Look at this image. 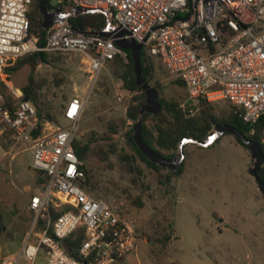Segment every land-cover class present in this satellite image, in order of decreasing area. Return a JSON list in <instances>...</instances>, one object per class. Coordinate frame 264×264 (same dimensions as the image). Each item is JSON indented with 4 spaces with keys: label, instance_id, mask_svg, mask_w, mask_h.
I'll list each match as a JSON object with an SVG mask.
<instances>
[{
    "label": "built area",
    "instance_id": "obj_1",
    "mask_svg": "<svg viewBox=\"0 0 264 264\" xmlns=\"http://www.w3.org/2000/svg\"><path fill=\"white\" fill-rule=\"evenodd\" d=\"M31 3L0 0V82L7 83L6 69L17 59L42 50L80 55L94 83L106 62L126 60L111 38L79 33L69 22L99 13L106 19L101 31L123 33L121 38L163 64L170 81L182 83L187 98L179 106L186 117L202 103L225 101L252 129L264 118V0H59L61 19L47 30L43 49L30 33ZM13 95L10 111L0 93L1 121L21 151L31 153V167L43 183L28 205L31 230L7 264H121L136 249L131 221L81 187L84 164L73 143L86 102L71 99L63 112L67 127L45 133L37 132L35 106L21 93ZM63 209L53 221L52 211ZM79 227L85 237L74 258L62 241Z\"/></svg>",
    "mask_w": 264,
    "mask_h": 264
},
{
    "label": "rangeland",
    "instance_id": "obj_2",
    "mask_svg": "<svg viewBox=\"0 0 264 264\" xmlns=\"http://www.w3.org/2000/svg\"><path fill=\"white\" fill-rule=\"evenodd\" d=\"M47 4L52 11L59 0H48ZM49 53L57 60L41 63L33 71L34 81L40 86L38 104L54 119L42 124L44 132L67 127L63 112L71 99L78 98L86 104L77 139H100L98 144L105 150L112 143L117 153L132 157L127 163L110 155L109 161L99 163L92 179L95 190L91 193L132 223L136 249L125 264H255L264 246V197L249 173V151L232 135L224 134L210 147L184 146V166L179 176H169L172 172L166 168L154 170L141 161L127 140L135 122L127 119L126 110L134 94L126 91L114 75L113 63L106 62L93 83L83 57ZM154 62L151 86L159 89L158 97L179 105L184 103V87L170 81L160 61ZM30 71L25 66L9 75L7 83L0 82V93L10 100L14 93L22 94ZM209 107L219 120H227L232 109L225 101ZM147 124L150 126L151 122ZM8 137L10 157L17 156L0 163V201L16 210L9 213L0 202L8 227L0 238L1 264L17 254L33 220L30 211L21 219H14L23 204L20 190L35 171L31 167V153L21 151L22 146L15 143L11 131ZM106 137L112 140L105 141ZM98 154L90 161L92 165L99 166ZM168 235L171 240L166 243ZM130 257L135 259L130 261Z\"/></svg>",
    "mask_w": 264,
    "mask_h": 264
},
{
    "label": "trees",
    "instance_id": "obj_3",
    "mask_svg": "<svg viewBox=\"0 0 264 264\" xmlns=\"http://www.w3.org/2000/svg\"><path fill=\"white\" fill-rule=\"evenodd\" d=\"M38 18L39 20H37ZM29 20L30 33L35 34L38 37V47L43 49L46 44L47 30L42 28V15L39 13L38 0H32L30 5ZM69 22L76 31L100 32L105 27L106 19L102 14L94 13L71 17ZM55 60H57V57L52 56L49 52L40 50L20 57L12 66L6 69V73L11 75L19 72L25 66L30 67L31 71L27 78V84L21 88V91L22 99L30 101L36 108V116L38 119L37 132L41 131L43 123L53 122L54 119L47 110L43 109L38 104V89L40 86L34 81L33 71L37 65L41 63L50 64ZM110 62L114 65V75L122 82L124 89L131 94H134L129 106L127 107L126 117L127 119L136 122L139 118L140 108L145 102V94L135 83L134 65L130 52L126 51V60L117 56ZM140 65L143 78L151 85L155 65L154 60L146 57L145 53L140 51ZM175 82L182 85L179 81ZM152 87L155 88L159 94V89L156 86ZM3 98V107L12 111L13 103L16 100L14 95L12 96V100L7 99L4 96ZM158 103L161 105L160 111L156 114L146 113L142 119V139L152 150L166 160L174 158L178 152V144L181 140L194 139L196 141H203L210 136L212 130L219 125H231L235 127L249 140L256 143L264 155V146L260 143L261 135L264 133V118L260 119L252 129V127L247 125L238 115L234 107H232L227 120H219L210 113L209 106L212 103H202L200 105V110L192 117H186L180 109L179 104L174 101H168L158 97ZM148 121L151 122L150 126L147 124ZM111 130L113 133L116 131L114 128ZM127 137L128 142L135 149L142 162L154 170L165 169L149 161L139 151L133 141V127L130 129ZM99 140L100 139L92 138L84 142L76 139L73 143L76 156L84 164L83 171L85 173V181H83L81 187L90 195L95 190V185L93 184L92 179L94 172L100 167L99 163L109 161L110 155H114L119 160L127 161V163H130L132 159V157H129L128 155L117 153L116 147L112 143L109 145V149L105 150L98 144ZM104 140L110 141L112 139L111 137H106ZM236 141L244 149H246L240 140L236 139ZM98 153L101 155V158L98 159L99 166L92 165L90 161ZM109 164L110 163H108L107 166H109ZM183 166L184 160L181 167L176 172L169 173V176H179L182 173ZM258 177L264 183V162L258 171ZM42 183L43 178L38 175L37 184L41 185ZM64 210L65 209L60 212L52 211V220L54 221ZM5 230L6 228L3 224L2 215L0 213V238L5 233ZM84 237V230L79 227L73 234L62 241V247L71 257L77 258L78 251ZM170 240V235L165 237L166 243H169Z\"/></svg>",
    "mask_w": 264,
    "mask_h": 264
},
{
    "label": "water",
    "instance_id": "obj_4",
    "mask_svg": "<svg viewBox=\"0 0 264 264\" xmlns=\"http://www.w3.org/2000/svg\"><path fill=\"white\" fill-rule=\"evenodd\" d=\"M48 0H38L39 13L42 15V28L48 30L55 22L61 19V9H55L49 11ZM79 33H85L77 31ZM101 37L111 38L114 44L123 51H129L134 65L135 83L140 87L145 94V102L142 104L139 111V118L133 125V141L139 151L151 162L159 167L166 168L171 172H176L182 165L184 159L183 147L187 144L199 145L200 147H207L209 139L213 138V141L224 134L232 135L234 138L240 140L251 156V167H249V173L256 182L257 188L261 195L264 197V183L258 177V171L264 162V155L260 147L249 140L244 134L239 132L235 127L231 125H219L215 127L212 135L208 136L203 141H196L194 139H183L178 144V152L171 160H166L152 150L142 139V119L146 113L156 114L160 111L161 105L158 103V93L142 76L140 65V51L142 46L137 44L133 40H125L122 37L123 33L119 35H113L105 33L103 31L93 32ZM120 37V38H119ZM35 134V132L33 133Z\"/></svg>",
    "mask_w": 264,
    "mask_h": 264
},
{
    "label": "crops",
    "instance_id": "obj_5",
    "mask_svg": "<svg viewBox=\"0 0 264 264\" xmlns=\"http://www.w3.org/2000/svg\"><path fill=\"white\" fill-rule=\"evenodd\" d=\"M154 61H156V60H154ZM164 67V66H163ZM165 69V68H164ZM166 71V70H165ZM8 131H10L9 129H7L5 126H4V124L2 123V121H1V116H0V163H4L5 161H7V160H13L16 156H17V154H14L12 157H10L11 156V154H12V147L11 146H9V142H8V140L10 139V137H8ZM35 171V170H34ZM38 175H40L37 171H35V174H34V176H30V178H28L25 182H24V184H23V187H22V189L20 190V197H21V199H22V208H21V210H20V214H18V215H15V217H14V219L16 218H18V219H21V216L23 215V214H27L28 213V205H29V202H30V199H31V197L34 195V194H36L39 190H40V188H41V185H38L37 184V179H38ZM1 203H2V205L4 206V207H6V209H7V211L9 212V213H14V211L16 210V209H12V207H10V206H8V204L5 202V201H0ZM0 213H1V215H2V219H3V224H4V226H5V228H6V230H5V232H7L8 231V227L5 225V218L3 217V214H2V211L0 210ZM13 219V220H14ZM143 242H145V241H143ZM21 247H22V245H21ZM21 247L19 248V250H17V253L20 251V249H21ZM260 252H261V255L260 256H257V258H256V260H255V264H263V262H262V260H263V256L262 255H264V246H262V248L260 249ZM131 254H132V252L131 253H129V254H127L124 258H123V260H122V262H121V264H125L126 263V261H127V258H128V256H131ZM134 257H136L137 258V256L135 255ZM9 257L7 256L5 259H8ZM135 258H133V257H130L129 258V260L130 261H133ZM7 263H9V261L8 262H5V264H7ZM1 264V263H0Z\"/></svg>",
    "mask_w": 264,
    "mask_h": 264
},
{
    "label": "bare ground",
    "instance_id": "obj_6",
    "mask_svg": "<svg viewBox=\"0 0 264 264\" xmlns=\"http://www.w3.org/2000/svg\"><path fill=\"white\" fill-rule=\"evenodd\" d=\"M213 134V133H212ZM212 134H210V135H212ZM218 140V138L217 139H215L214 141H213V138H211V139H209V141H208V144H210V145H208L207 147H210L211 145H213V144H215V142ZM188 145V144H187ZM186 146V145H185ZM184 148V147H183ZM184 160V159H183ZM183 162V161H182Z\"/></svg>",
    "mask_w": 264,
    "mask_h": 264
}]
</instances>
